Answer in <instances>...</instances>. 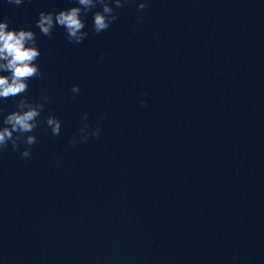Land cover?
Returning <instances> with one entry per match:
<instances>
[{
	"label": "clouds",
	"instance_id": "obj_1",
	"mask_svg": "<svg viewBox=\"0 0 264 264\" xmlns=\"http://www.w3.org/2000/svg\"><path fill=\"white\" fill-rule=\"evenodd\" d=\"M10 4L17 6L24 3V0H7ZM128 0H75L77 6L69 7L59 12L41 11L36 21V27L40 33L47 37H52L56 27L65 29L69 43H82L89 35L86 28L87 13L92 12L93 24L92 31L100 34L110 28L118 20L116 9L124 8ZM148 3L140 2L138 10L148 8ZM101 10L92 11L98 8ZM9 20L0 21V100L21 97L16 102V110L4 115L6 109L0 106V117L3 126L0 127V150L11 144L13 151H18L21 143L27 145L21 152L25 159L31 156V146L37 143V136L34 133L39 126V117L44 110L45 104L49 102V97L44 95L41 103H32L24 96L29 88V80L38 78L42 75L40 66L37 63L41 52L37 45L36 33L32 30L10 29ZM103 60V57H101ZM71 92L74 97L79 94V85H73ZM145 106V102H141ZM84 120L88 119V113L84 114ZM46 126L51 130L52 135L56 136L61 131V121L49 115L44 120ZM88 125L79 129L81 138L84 142L91 137L98 138L100 135L99 127L90 133L87 131ZM69 143L72 146L77 144L74 136Z\"/></svg>",
	"mask_w": 264,
	"mask_h": 264
}]
</instances>
